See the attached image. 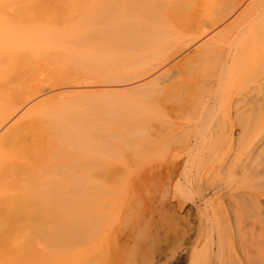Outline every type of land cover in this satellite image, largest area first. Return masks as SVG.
Returning a JSON list of instances; mask_svg holds the SVG:
<instances>
[{"label": "bare ground", "instance_id": "bare-ground-1", "mask_svg": "<svg viewBox=\"0 0 264 264\" xmlns=\"http://www.w3.org/2000/svg\"><path fill=\"white\" fill-rule=\"evenodd\" d=\"M218 1L222 4V11L220 7H218L221 11L220 12L218 9L220 14L215 12L218 16L216 14L211 15V18H205L202 13L204 12L203 10H205L204 7H207L209 4L213 7L211 2ZM170 2H172V0H107L105 2L101 0H0V131L5 129V132L3 131L4 133L0 135V264L72 263L69 262L72 261L70 257H64L65 259L57 258L59 249H54L57 254H53L52 251L54 250L52 248L51 251L50 246L59 243H67V246H70V244L72 245V243L77 242L83 233H79V229L81 228L78 225L79 222H77L76 225L72 223L75 219H71L72 222L69 221L70 224H73L75 227L69 226L68 224L65 225V214L68 215L70 211V206L64 202L65 200L59 201L56 199L57 201L53 202L52 198L54 197L46 196L48 192H45L46 195H44V197L42 196L45 190L41 188L43 184L41 180L43 178L41 177L43 173H45L43 168L48 165V162H51L47 159L55 156H58V159H60L59 163L63 165L67 157L63 155V157L59 156L58 152L64 146H69L70 148L74 147L78 151L77 159L81 157L82 150L90 146L88 145L89 139L86 137L88 132L92 130L93 127L94 130L98 131L101 127L105 126L101 121H96L97 123L95 122V125H91L84 120L85 117L82 116L84 114L82 112L85 110L83 108L85 105L87 106V112L85 111V114H136L135 108L137 101L134 102L136 104L122 103L125 101L120 100L118 101L121 103H115L112 100L99 101L93 97H88L87 99L80 98L75 101V103H68L62 100L50 102L51 100L48 101V99H43L36 102L34 107L17 118L25 102L30 98L38 97L42 93V74L46 67L53 79V85H57V83L61 81L65 82L63 79L65 77L59 78L63 76V72H67L66 74H69L71 79L73 78L72 81L75 82L78 80L77 84L80 85L84 82L80 83L79 79H83L89 75L85 78L87 79L92 76L90 74L93 72L111 74L115 69H120L127 63L137 62L139 60H141V67H145V70H143V68L139 71L135 69L136 71L134 72L130 67L128 69H131L130 71L133 72L129 71L125 77L141 76L144 71L155 72L160 69V66L188 48V41H184L181 46H178V44L171 47L170 45L173 41L177 43V37L183 32L197 29V31H193L191 35V39L194 38L197 40L218 28L232 16H236L232 25L230 24V28L226 27L220 34L226 35L225 37L227 38L232 37L234 40L238 39V37L258 39V37L264 36V27H261L260 24V22L262 23V21H264L263 6L261 8L250 6L245 11L238 14L245 0H181V3L184 4L177 7H175V5L170 7ZM257 22H259L262 29L255 25ZM239 23H242V26L244 24V28H241L243 30L240 32H236L239 33V35L236 34L234 36L233 34L235 32L233 33V31L235 30L231 32L233 29H231V27L238 26ZM164 37L165 40H163ZM216 48H219V46ZM243 49L244 46L240 48L231 59L234 65H236V62L240 61L243 55L244 58L249 56L250 52L244 50V52L246 51L244 53ZM150 50L155 51L156 57L152 55L150 57L146 56ZM220 52L217 50L216 52H212L214 53L216 61H220L221 64L231 61L228 59L230 56L232 57V55H225V57H223V53L221 55ZM160 54L165 58L159 61ZM254 54L264 60V51L254 52ZM41 60L45 61L42 62ZM157 60L159 64L155 63ZM61 64L66 65L65 70L62 68ZM165 74L163 77L166 76ZM97 76L99 75L97 74ZM161 77L162 76L158 75L155 80L159 81ZM95 78H97L96 75ZM261 78L258 80V78L254 79L250 77L251 82L249 85L247 84V89L242 95L238 96L237 94V99L231 96L229 99L225 100L224 106L221 105L224 107L226 113L223 115L224 119L222 117V122L220 121L218 126L214 125V128H211L212 130L209 129L210 134L206 137H200V140L203 138V143L209 146V149L208 146H205L206 148L203 146L205 149H213L212 146L215 144L221 153L218 156H223L225 159L241 148L244 150L243 163L239 171L245 178L243 177L244 179L237 180L239 185L237 188H231L229 191L230 193L225 192L226 194H231L234 198L232 196H230V199L226 198V196H224L226 194H221L222 190H217L216 199L209 202L212 208L211 212L207 213L208 220L212 221L214 219L211 217H214L217 219L216 221L218 224L219 219H221L223 215H234V225L238 229V234L236 235L240 240L241 230H239L237 225V222H240L242 218L240 211L252 215L256 212L264 213V179L259 178L264 176V131L261 132L260 130L262 129L261 126L264 121V78L263 80ZM67 79L68 78H66V80ZM218 80H220V78ZM177 87L179 88L178 85H173L172 89L175 88L176 90ZM140 88H138V90ZM176 92H178V90ZM143 102L138 101L140 104H143ZM81 108H83V110ZM239 109H243V112H241L242 114L238 113V111H240ZM234 111L238 113L235 117L231 116V113ZM94 117L92 115L91 118ZM236 126L240 128V135L238 138L234 137ZM215 128L216 130H214ZM105 129H107V127ZM244 145H248L246 148L250 147L248 151L244 149ZM203 150L204 149H202V152ZM133 151L136 150L134 149ZM151 151L150 153L152 156ZM153 152L158 153V151ZM205 152L204 150V153ZM199 155L204 154L201 153ZM147 156L149 157V155ZM224 158H222V160H224ZM72 159L70 161H72ZM79 160L81 159L79 158ZM218 162L220 164L221 160ZM224 162L226 161L224 160ZM53 163L51 162V164ZM61 164L59 165L61 166ZM66 164L67 162L65 165ZM54 165H56V161L53 166ZM167 167L169 168L172 166L167 164ZM173 168H176L175 164H173ZM174 170L172 171V168L170 169L171 172L169 171V173L171 174L168 175L167 179H170L168 181H171ZM186 177L190 182L188 183L191 184L193 188L196 186L193 190L197 191L200 198L205 196L206 190H216L220 186L216 184L217 182L209 180L208 177L207 183L199 179L192 181L189 176ZM49 179H52V183H50L53 184V178ZM87 179H82V177H78V175L73 178L63 177L61 181L64 183L63 186L60 187L62 193H70L71 195L78 194L81 197V194L92 191L93 183L90 184L89 182L91 181V177ZM56 182L55 180V186ZM227 183L228 182H226V184ZM178 184V187H182L180 183ZM59 186L60 185L56 187ZM13 189H17L15 191L18 192V196ZM38 189H41L42 192ZM234 189H236V192L234 191L235 194L232 192ZM184 190L185 188H182L180 192L184 194ZM133 192H135V189H133ZM180 192L177 191V193ZM187 194L189 193H185L184 195ZM180 195L182 196L181 193ZM151 198L149 199L148 197V201H150ZM16 199H19L20 202L16 201ZM40 200H45L50 203L53 202L54 206H57V209L54 212H47L46 209L42 207ZM35 203H37V205ZM149 203L151 206L153 205V202ZM80 206L82 207V205ZM151 206H149V208H151ZM169 209H167V212ZM153 212H155V210ZM201 213L202 212L199 211L200 218L203 216H201ZM164 215L165 214H163V216ZM171 215L172 216H164L168 221V223H166L169 224L167 225L168 227L166 224L163 225L164 223L160 225V223L148 221V225L152 223L148 229L152 230V243L156 245L153 247L151 245V251H155L153 248L157 250L160 248L161 250V246L168 243L167 241L170 238V233L175 236L177 234L175 228L181 229L178 225H176V227L173 225L175 224V220L176 223L177 220L179 221L176 217L177 215H175V213ZM220 215L221 217H219ZM173 216H175V220ZM226 218L227 220L230 219L229 217ZM74 222L76 223V220ZM187 223L189 224L188 220ZM157 224H159L160 227ZM76 226L80 228L78 229ZM163 226H165V228ZM203 227L200 228L201 233L198 232L196 238L197 243L194 244H199L200 242L198 243V241H203L204 245L202 246H204V249L202 246L201 248L204 251L198 250L199 248L196 246L199 247V245H196L192 249L191 255L189 254L191 262H198L201 261V259L210 262L213 257L214 243L213 235L210 233L212 228L211 230L209 229L210 231L204 230L203 233H205L203 234ZM184 229L179 232L181 234L180 236H182V240L188 236L187 229ZM156 230L158 232L153 236V232H156ZM159 230L162 232L167 231L162 236ZM205 236L210 237L211 240H207ZM118 237L120 236H114L116 240H113V242L115 241L114 245L116 247H113V252L111 248V251H109L113 254H109V256L114 258V262L111 261L113 263H121V261H124L125 259L123 260V258L126 257L125 255L128 249L126 240L124 239L125 242H121V239ZM64 244L62 246H64ZM224 244L225 240L221 238L219 248L222 249V246L224 248ZM41 245H43L45 251L42 249L43 247ZM40 247L42 248L40 249ZM47 250H50L48 251L49 254ZM61 250L62 248L60 251ZM61 254H63V251ZM150 255H152V252ZM61 259L62 261H60ZM261 264H264L263 260Z\"/></svg>", "mask_w": 264, "mask_h": 264}, {"label": "rangeland", "instance_id": "rangeland-1", "mask_svg": "<svg viewBox=\"0 0 264 264\" xmlns=\"http://www.w3.org/2000/svg\"><path fill=\"white\" fill-rule=\"evenodd\" d=\"M101 1L105 2L107 0ZM183 4L181 0H172L169 6L173 7L175 5V7H177ZM211 4H213V7L210 6V4L204 7L206 11L203 10L204 12L202 13L205 18H211V15H216L217 13L220 14L218 12V7H220L222 11L221 2H211ZM242 5L238 14L245 11L250 6L255 8L264 7V0H245L244 5ZM235 17L236 16L230 17L218 28L197 40L194 38L191 39L193 31H197V29L183 32L177 37L179 43L178 41L177 43L173 41L170 45L171 47L178 44V46H181L184 41H188V48L171 58L162 65L163 67L160 66V69L155 72L144 71L141 76L137 75L138 77L132 76L126 78L125 76L131 70L128 69L130 67L134 72L136 71L135 69H137V71L142 68L145 70V67H141V60L127 63L120 69H115L114 71L116 72L113 71L111 74L93 72L90 74L92 75L90 76L91 78H87L89 80L85 79L89 75H85V78L79 79L80 83L84 82L80 85L77 84L78 80L75 82L72 81L73 78L71 79V76L66 74L67 72H63V76L59 77H65L63 78L65 82L61 81L57 83V85H53V79L46 67L42 74V93L36 98L28 99L23 109L19 111L17 118L34 107L36 102L43 99H48V101L51 100L50 102L62 100L68 103H75V101L80 98L87 99L88 97H93L99 101L112 100L115 103H121L120 101H125L122 103H134L137 101V104L134 103L136 104V114H85L87 112V106L85 105L86 108L83 107L85 110L81 108L83 110V112L82 110L81 112L84 113L82 115L85 117L84 120L91 125H95L96 121H101L105 126L101 127V129L98 130L99 132L94 130V127L88 132L86 137L89 139L88 145L90 146L82 150V158L79 157L81 160H79V158L77 159V149L74 147L70 148L69 146H64L65 148L62 147L58 152L59 156L63 155L67 157L63 165L59 163L60 159H58V156L47 159L52 163L54 162L53 164H55L56 161V165L53 166L51 162H48V165L46 164L47 166L43 168L45 173H43L41 177L43 178L41 179L43 183L41 188L45 190L42 196L44 197V195H46L45 192H48L46 196L54 197L52 198L53 202L65 200L64 202L70 206L71 211L68 212V215L65 214V225L74 226L79 222L78 225L81 228L78 226H76V228H80L79 233H83L78 241L74 242L75 244H70V246H67V243H63L64 246H62V243L50 246L51 251L52 248L53 250L59 249V251L57 250V258L63 259L64 257H70L72 261L69 262H72L71 264H261V261H264V213L256 212L252 215L240 211L242 218L240 217V222H237V225L239 230H241V240L236 235L238 234V229L234 225V215L226 214L222 217L220 215L219 217H221V219H219V224L214 217H211L214 219L212 221H209L207 217V213H210L212 209L209 202L216 199L217 190H222L221 194L230 193L229 191L231 188H237L239 185L237 180L245 178L239 171L243 163L244 150L241 148L230 157L228 156L229 158L226 157L225 159L223 156H220V158L218 155L221 153L215 144V147L214 145L212 146L214 150L212 148L210 150L205 149V146L208 145L203 143V136L206 137L210 134L209 129L214 128V125L218 126L220 121L222 122L224 119L223 115L225 111L224 107L221 105L224 104L225 100L229 99L231 96L236 98L237 94L238 96L242 95L251 82L250 77L254 79L258 78L259 80L262 75L261 79L263 80L264 78V60L254 54V52L264 51V36H260L258 39L238 37V39L234 40L232 37L227 38L225 37L226 35L220 34L226 27L230 28V24L232 25ZM259 22L255 25L259 28L262 26L264 27V21H262V23L260 22L261 27ZM239 25L231 27V29L233 28L232 30L230 29L231 32L235 30L233 31V33L235 32L233 34L234 36L236 34L239 35V33L236 32H240L243 30L241 28H244V24L242 26V23H239ZM163 40H165V37ZM217 46H219L220 49L216 48ZM243 46V52L246 50L250 52V54L245 58L243 55V57L240 58L241 62L238 61L236 65H234L231 59ZM214 49L218 52L222 50L223 52L221 51L220 54L222 55L223 53V57H225V55H232V57L230 56L228 59L231 61L222 64L220 61H216L214 53H212L216 52ZM151 55L156 57L154 50H150L148 55L146 54L148 57ZM163 58L165 57L160 54L159 61ZM41 61L44 62L45 60ZM159 61L157 60L155 63L159 64ZM61 65L65 70L66 65ZM97 74L99 76H97ZM164 74L166 75L165 77H163ZM95 75L98 79L95 78ZM158 75L162 76L159 78V81L155 80ZM66 78H68L67 80L69 81L71 79V81H67ZM219 78L220 80H218ZM173 85H178L179 88L177 87L176 90L175 88L172 89ZM138 88L140 89L138 90ZM177 90L178 92H176ZM138 101L144 102L140 104ZM239 110L238 113L242 114L241 112H243V109ZM238 113L234 111L231 113V116L235 117ZM92 115L96 118H91ZM106 127L107 129H105ZM261 128L263 129H260L261 132L264 131V121ZM214 130H216V128ZM3 131L5 132V129L0 131V135L4 133ZM239 135L240 128L236 126L234 137L238 138ZM201 136L203 137L201 139L202 141L200 140ZM247 146L248 145H244V149L248 151L250 147L246 148ZM134 149L136 151H133ZM202 149L206 152L204 153V150L202 152ZM153 151H158V153ZM197 152L204 155H199ZM146 154L149 155V157ZM72 158L77 160L74 161ZM222 158H224L226 162H224ZM71 159L72 161H70ZM220 160L221 162L219 164L218 161ZM66 162L68 165H65ZM59 164H61V166ZM167 164L172 167L168 168ZM173 164H175L176 168H173ZM171 168L172 171L175 170L171 181H168L170 180L167 178L168 175L171 174L169 173ZM76 173L78 177H82V179H89L91 177V181L89 182L90 184L93 183V190L81 194L82 198L78 194H63L60 188L64 183L61 181L63 177L73 178L77 176ZM48 176L49 178H53L54 181H57L56 186H60L56 187L54 181L53 184H51L52 179L50 180ZM186 176H189L192 181L199 179L204 183H207L209 178V180L217 182L216 184L220 185L219 188L222 189L206 190L205 196L200 198L197 191L193 190L196 186L193 188L192 185L189 184L190 182ZM263 177L264 176L259 178L264 179ZM226 182L229 184L227 183V185ZM178 183H180L182 187H178ZM182 188H185L184 194H189L184 195L183 192H180ZM133 189H135V192H133ZM13 190L15 191L17 189ZM38 190L41 191V189ZM144 190L147 193H145ZM177 191L184 196L182 197ZM234 191L236 192V189L232 191L235 194ZM15 193L18 196V192L15 191ZM150 194L151 197L153 195L152 198ZM224 196L230 199L232 195L226 194ZM148 197L149 199L151 198L152 201H148ZM16 201L20 202L19 199H16ZM40 202L47 212H54L57 209V206H54L53 202L50 203L45 200H40ZM149 202H153V205L151 206ZM35 204L37 205V203ZM80 205H82L83 208ZM149 206H151V208H149ZM167 209H169L168 212ZM154 210L155 212H153ZM199 211L202 212V218H200ZM172 213L173 215L174 213L177 215L176 217L179 221L177 220V224L176 218L173 216L175 224H171L175 225L174 227L178 225L181 229L179 227V229L175 228V232L177 233L175 236L170 233V238L167 241L168 243L162 245L161 250L160 248H158V250L153 248L155 251H151V245L153 247L155 244L152 243V230H149L148 227H150L152 223H160V225L164 223L163 225H165L168 221L164 216H172ZM163 214L165 215L163 216ZM226 217L230 219L227 220ZM71 219H75L76 223L74 222L75 220L72 222ZM187 220L191 226L187 223ZM69 221L74 225L70 224ZM148 221L152 223L148 225ZM157 225L159 226V224ZM167 225L169 224H166V226ZM200 226L206 228L203 227L202 233L204 230L210 231L212 228L210 233L213 235V257L210 262L201 259V261H192V263L190 259L192 249L196 245H199V247L196 246L199 248L198 250L204 251V246H202L204 245L203 241H198V243L200 242L199 244H194L197 243L196 238L198 232L201 233ZM163 227L165 228V226ZM182 229H187L186 231L188 232V236L183 240L179 233ZM166 231H160L161 235L163 236ZM157 232V230L156 232L154 231L153 236L156 235ZM114 236H120L118 238L121 239V242H125V239L127 248L129 249V251L127 249L126 257L123 258V260H125L121 261V263H113L114 258L109 256V254L113 255V247H116L114 245L115 241L113 242V240H116ZM205 237L207 240H211L210 237ZM220 237L225 240V247L223 248L222 246V249L219 248ZM41 246L43 247V245ZM42 247H40V249ZM61 248L62 250L60 251ZM110 248L112 249L111 253L109 252L111 251ZM42 249H44V247ZM48 251L50 250H47V253ZM62 251L63 254H61ZM52 252L55 254L56 250ZM151 252L152 255H150ZM62 259L60 261H62Z\"/></svg>", "mask_w": 264, "mask_h": 264}]
</instances>
